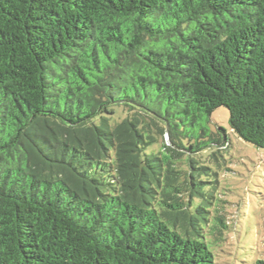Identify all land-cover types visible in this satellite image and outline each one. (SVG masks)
<instances>
[{
  "label": "trees",
  "instance_id": "trees-1",
  "mask_svg": "<svg viewBox=\"0 0 264 264\" xmlns=\"http://www.w3.org/2000/svg\"><path fill=\"white\" fill-rule=\"evenodd\" d=\"M220 106L264 148V0H0V264H214Z\"/></svg>",
  "mask_w": 264,
  "mask_h": 264
},
{
  "label": "rangeland",
  "instance_id": "rangeland-1",
  "mask_svg": "<svg viewBox=\"0 0 264 264\" xmlns=\"http://www.w3.org/2000/svg\"><path fill=\"white\" fill-rule=\"evenodd\" d=\"M210 119L211 127L224 128L229 138L225 166H211L218 173L211 209L223 215L227 226L225 240L211 246L214 264H253L264 260V148L230 131L224 106L214 109Z\"/></svg>",
  "mask_w": 264,
  "mask_h": 264
}]
</instances>
